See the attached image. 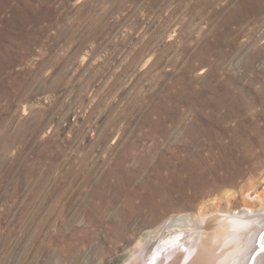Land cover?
Listing matches in <instances>:
<instances>
[{
	"label": "rangeland",
	"instance_id": "obj_1",
	"mask_svg": "<svg viewBox=\"0 0 264 264\" xmlns=\"http://www.w3.org/2000/svg\"><path fill=\"white\" fill-rule=\"evenodd\" d=\"M261 194L264 0H0V264H127L159 202Z\"/></svg>",
	"mask_w": 264,
	"mask_h": 264
},
{
	"label": "bare ground",
	"instance_id": "obj_2",
	"mask_svg": "<svg viewBox=\"0 0 264 264\" xmlns=\"http://www.w3.org/2000/svg\"><path fill=\"white\" fill-rule=\"evenodd\" d=\"M256 199L260 204L247 206L246 211L219 208L210 212V208L208 212L202 206L194 217L162 216L167 204L159 202L156 213L163 218L147 237L139 239L127 264H249L264 231V195ZM254 264H264V254Z\"/></svg>",
	"mask_w": 264,
	"mask_h": 264
},
{
	"label": "water",
	"instance_id": "obj_3",
	"mask_svg": "<svg viewBox=\"0 0 264 264\" xmlns=\"http://www.w3.org/2000/svg\"><path fill=\"white\" fill-rule=\"evenodd\" d=\"M262 235H264V231H262L258 237V249L256 250L255 254L253 255V257L250 259L249 264H254V262L256 261V259L258 258V256H260L261 254H264V244H263V240H262Z\"/></svg>",
	"mask_w": 264,
	"mask_h": 264
},
{
	"label": "snow or ice",
	"instance_id": "obj_4",
	"mask_svg": "<svg viewBox=\"0 0 264 264\" xmlns=\"http://www.w3.org/2000/svg\"><path fill=\"white\" fill-rule=\"evenodd\" d=\"M261 238H262V240H264V235H262V237H261Z\"/></svg>",
	"mask_w": 264,
	"mask_h": 264
}]
</instances>
